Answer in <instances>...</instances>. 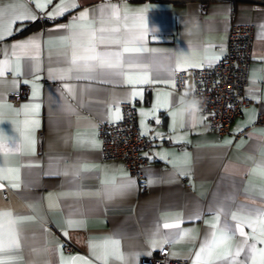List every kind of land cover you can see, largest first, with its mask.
Listing matches in <instances>:
<instances>
[{
	"label": "crops",
	"instance_id": "0c3cea01",
	"mask_svg": "<svg viewBox=\"0 0 264 264\" xmlns=\"http://www.w3.org/2000/svg\"><path fill=\"white\" fill-rule=\"evenodd\" d=\"M38 3L46 7L41 9ZM60 3L61 0L50 3L47 0H0L4 29H8L9 21L25 9L35 15V19L16 20L10 25L11 34L4 31L0 39V61L8 59L11 62V67L0 77V104L3 105L0 107V133L8 148L16 144L21 149L6 156L0 154V168L16 170L10 175L18 176L20 185L13 188L8 180L0 181L4 184L0 189V213L12 214L5 217V227L15 223L21 239V249L9 254L16 258L8 260L7 264H84V261L88 264H138L141 256L160 249L152 248L149 241L163 223L179 224V228L161 227L157 239L163 234L183 230L196 236L195 241L186 238L167 244L170 258L193 264L194 254L211 230L210 222L220 206L233 212L251 208L264 211V179L252 174V169L264 163V126L255 125L258 111L264 110V2L76 0L78 6L72 8L71 0H66L69 10L50 19L48 14ZM111 5L119 9L121 23L125 9L128 10L130 27L138 23L134 13L148 8L150 30L146 47L160 51L142 53L140 57L142 63L149 64L147 71L154 81L171 79L169 71L177 59L193 50L195 58L202 60L204 66L215 64L218 60L210 61L209 57L220 55L221 58L225 53L231 13H234L235 23L252 24L245 89L247 96L256 103L244 108L231 121L229 133L218 134L207 129L205 119L195 127L184 124L183 128L177 126L174 130L169 114L172 109H160L155 116L147 115L156 103L157 93L173 91L171 88L160 83L134 86L124 82L128 74L140 69H129L125 65L120 70L98 69L93 74L95 79H76L75 72L68 74L71 78L60 79L68 67L60 55L68 47V42L61 40L68 29L57 30L58 26L69 25L86 10L89 20L96 18L98 21L101 9L107 15ZM193 14L199 17L200 29L185 36L178 18ZM39 15L44 16L43 23ZM95 26L99 27V23ZM154 28L158 31L153 32ZM32 37L39 39L38 52L31 50L25 55L17 49V62L12 55V45ZM100 50H105V46ZM108 50H119V46H108ZM128 56L126 53V60ZM17 64L19 75L12 70ZM113 71L123 74L113 75ZM65 84L73 87L75 96L64 88ZM23 85L28 86L27 95L13 104L8 94ZM134 87L142 90V97L129 98ZM179 96L174 91L173 108ZM124 102L134 104L140 133L142 120L146 133L153 130L151 161L143 166L144 190L121 162L100 158L98 125L111 122V113L117 106L121 111ZM37 104L39 108L34 114H25L24 106ZM69 104L74 112L64 110ZM142 110L146 115H141ZM33 120L38 123H25ZM244 128H249L246 135L233 137V133ZM28 129L35 141L31 155L24 154L23 140ZM93 133L99 147L87 143ZM226 141L231 143L226 144ZM185 153L190 158L188 165L184 163ZM82 165L92 170L75 175ZM185 166L190 168V175L180 174L178 168ZM128 182H133L134 187L125 195L107 198L115 186ZM20 217L32 219L21 225ZM68 220L74 222L72 227L66 223ZM245 231L251 232V229L245 227ZM112 239L120 241L119 253L124 259H117L115 255H109L107 261L98 259L92 245ZM95 251L99 254L102 250ZM172 252L178 255L172 256Z\"/></svg>",
	"mask_w": 264,
	"mask_h": 264
},
{
	"label": "snow or ice",
	"instance_id": "6c2138e0",
	"mask_svg": "<svg viewBox=\"0 0 264 264\" xmlns=\"http://www.w3.org/2000/svg\"><path fill=\"white\" fill-rule=\"evenodd\" d=\"M48 3L51 0H47ZM66 5V0H61V3L56 6L55 10L49 13L50 19H55L57 16L64 15L65 12L69 10ZM76 0H71V7H77ZM37 7L43 9L46 4H37ZM111 12L107 15L104 13V9H101V15L98 18H93L89 20V12L86 10L81 12L78 17H74L72 23L69 25H60L58 29H68V34L61 37L62 41L68 42V47L66 50L60 53L61 56L65 58L68 67L64 70L65 75H61L60 79L71 78L70 73H77L76 79H95L96 76L93 75L98 69L103 70H120L127 65L129 69L136 68L140 71L128 74L125 83L129 85H144L152 83H160L166 87L171 88L173 91L165 92L161 94L157 93L156 103L151 109L150 113L147 115L155 116L156 112L160 109H172L170 111V116L172 118V126L175 130L177 126L180 128L184 127V124L178 121L176 111L172 105V97L174 95V90L176 88L175 73L187 70L191 68H201L204 66L202 60L196 59V52L188 54H182L181 58H178L175 66L169 71L171 79L165 80H153L148 73L149 64L142 63L140 54L157 52L160 49L148 48L147 37L149 33V25L147 21L148 8L138 10L134 13V17L138 20V23H134L133 26H129L128 21V10L125 9V14L123 17V23H121L120 11L116 5H111ZM35 19V15L31 13L30 10L25 9V11L15 15V17L9 21V28L4 29L3 27V16L0 15V39H3L4 31L11 34L10 25L15 23L16 20H28ZM99 23V27H96V23ZM264 27V26H262ZM123 29V31H122ZM153 32L154 30L151 29ZM156 36L153 35V39ZM119 46V50H108V46ZM132 45V46H129ZM101 46H105V50L101 51ZM13 53L12 55L16 57L18 62L19 56H17L16 50H20L25 55H28L31 50L38 52L40 48V43L38 37L29 38L26 41L18 42L12 45ZM129 54L127 60L125 54ZM220 55L214 57H209V60H219ZM211 66V64H209ZM11 67V62L8 59L0 61V77L5 75L8 68ZM14 74L19 75L18 64L17 67L12 69ZM51 71V70H50ZM80 73H87L88 75H80ZM113 75H122L121 71H113ZM108 82V81H105ZM35 87V86H34ZM64 88L68 90L70 94L75 96L74 89L71 85L65 84ZM35 98V92H34ZM129 98L142 97V90H137L135 87L128 94ZM161 95L164 99L161 100ZM179 99V97H178ZM178 101V100H177ZM3 105L0 104V107ZM11 108V105H7ZM39 108V105L24 106L25 114L35 113ZM65 111L71 113L75 109L69 104L64 109ZM141 115H146L143 110ZM214 115V114H213ZM123 119L121 111L117 106L115 110L111 113V122L116 123L117 121ZM182 120V118H180ZM207 117L201 116L198 123H202ZM26 124H37L38 122L25 121ZM159 123V120H157ZM193 123V127L198 124ZM145 122L141 121V136L146 135L145 132ZM159 135V133L157 134ZM95 133L87 141L91 147H99V141L95 138ZM80 143V140H77ZM226 144H230L231 141H226ZM34 138L31 135V130L28 129L25 132L23 145L25 155L34 154ZM21 149L15 144L12 148H8L3 143V135L0 133V154L6 156L10 152L20 151ZM185 165L190 164V158L188 154L185 153ZM2 162V158H0ZM175 166V164H174ZM94 167V166H93ZM92 168L88 165H82L77 168L75 175H79L81 172H89ZM181 175H190V168L179 167ZM16 170L0 168V181L8 180L11 187L18 188L20 185L17 182L18 176L10 175V173ZM227 171V169H226ZM67 174V173H65ZM253 175H258L261 179H264V163H261L257 168L252 169ZM151 183V181H149ZM134 187L133 182L124 183L114 187L113 192L107 197L112 199L115 196H123L130 189ZM4 188V184L0 183V189ZM231 199V198H229ZM11 213H0V264H7L8 260L15 259L9 255L13 252H18L21 249V239L20 233L16 229L15 223H9L5 227V217H11ZM221 216H224L223 221ZM32 217H20L19 222L23 225L25 220H31ZM235 222V223H233ZM69 227L74 225L72 220L66 222ZM162 229H178L179 224L174 223H163L162 226H158L156 232L153 233L152 238H150L149 243L152 248H163L164 244L177 243L179 241L185 240L186 238L190 241H195L196 236L191 234L189 230H183L175 234L166 233L157 239V235L160 234ZM211 230L205 235L202 240L198 250L194 254L193 264H264V247H258V245H264V211L251 208L247 210H241V212H233L226 209L225 206H220L214 215L213 221L210 222ZM245 227L251 229V232H246ZM67 235V232H65ZM120 241L118 239H112L101 245H92L94 254L97 258L103 261H107L109 255H115L117 259H124V256L119 253ZM100 248L102 251L97 254L96 249ZM151 255V252L146 253ZM172 256L178 255L175 252L171 253ZM7 257V259H5ZM84 264H88L84 261Z\"/></svg>",
	"mask_w": 264,
	"mask_h": 264
},
{
	"label": "built area",
	"instance_id": "2783aa9c",
	"mask_svg": "<svg viewBox=\"0 0 264 264\" xmlns=\"http://www.w3.org/2000/svg\"><path fill=\"white\" fill-rule=\"evenodd\" d=\"M264 2V0H255ZM38 19L43 23L44 16ZM252 24H238L234 13L230 14V26L225 43V53L211 66L191 68L176 72L175 92L181 94L185 86L195 85L196 94L205 99L202 112L205 126L218 134L229 133L231 121L241 111L256 102L247 96V71L250 63ZM28 93V86L23 85L17 91L8 94V100L17 104ZM123 119L112 122H100L98 135L100 140V158L102 161H119L129 174L138 182L141 190L143 166L151 161V136L153 130L141 136L136 121V109L133 103L124 102L120 106ZM214 114V115H213ZM255 125L264 126V110H259ZM249 128H244L233 137L246 135ZM6 195V193H5ZM168 245L152 251L151 255L141 256L138 264H186L185 260L170 258Z\"/></svg>",
	"mask_w": 264,
	"mask_h": 264
},
{
	"label": "clouds",
	"instance_id": "9594fccd",
	"mask_svg": "<svg viewBox=\"0 0 264 264\" xmlns=\"http://www.w3.org/2000/svg\"><path fill=\"white\" fill-rule=\"evenodd\" d=\"M179 19L182 25V32L185 36H191L200 29V20L196 15L188 16L184 19ZM154 31L158 29L154 28ZM205 99L196 94L195 85L185 86L179 96L177 103L174 106L178 121L183 124L193 125L201 119V114L204 111ZM182 118V120L180 119Z\"/></svg>",
	"mask_w": 264,
	"mask_h": 264
}]
</instances>
